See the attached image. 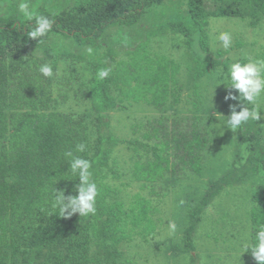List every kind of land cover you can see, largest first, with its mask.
Instances as JSON below:
<instances>
[{"label": "trees", "instance_id": "obj_1", "mask_svg": "<svg viewBox=\"0 0 264 264\" xmlns=\"http://www.w3.org/2000/svg\"><path fill=\"white\" fill-rule=\"evenodd\" d=\"M168 1L54 0V5H37L39 10L31 18L0 16V264H119L125 257L121 246L129 229L144 236L155 231L151 200L137 194L127 205L106 181V171L115 173L113 151L123 142L111 131L110 111L126 101L144 102L159 110L180 105L184 92L182 67L168 56L154 55L146 46H139L130 60H119L114 66L110 62L112 50L102 52L100 48L112 26H138L155 12V7ZM181 6L148 36L181 33L190 50L198 40L204 53H209V21L213 17L250 19L253 27L264 19V0H187L186 8ZM37 17L47 18L50 29L43 36L31 38L29 33L37 27ZM52 33H62L83 47L93 48L92 60L87 63L92 71L89 98L97 117L95 124H91L89 114L55 109L68 96L65 92L55 94L62 61L71 58L74 63L83 62L87 56L54 49L49 42ZM221 57L196 56L192 74L195 106L200 103L199 80L222 64ZM256 61H264V49ZM42 65L52 68L51 76L39 71ZM225 65L228 73L229 65ZM100 71L108 75L100 78ZM229 91L239 96L237 90ZM229 100L237 105V112L242 107H255ZM191 118L170 122L162 115L147 121L143 138L129 142L135 151L144 149L132 171L137 181L148 185L186 170H202L208 135L199 117ZM236 140L248 145V160L212 181L192 209L185 230V241L191 248L213 200L248 174L260 168L264 171L262 120L250 118L242 123ZM80 145L83 151L78 150ZM76 158L91 164L88 180L97 187L95 213L68 216L61 211L59 201L76 195L80 187L79 170L70 168ZM256 201L251 211V245L256 243L257 231L264 227V186ZM251 264H256L252 250Z\"/></svg>", "mask_w": 264, "mask_h": 264}, {"label": "rangeland", "instance_id": "obj_2", "mask_svg": "<svg viewBox=\"0 0 264 264\" xmlns=\"http://www.w3.org/2000/svg\"><path fill=\"white\" fill-rule=\"evenodd\" d=\"M26 3L31 14L39 9L37 5H54V0H0V16L19 14L20 5ZM187 0H169L163 6L155 7V12L147 15L138 26H112L102 38L100 50H112L110 62L116 65L119 60H130L139 46L148 47L154 55H165L181 64V82L184 85L183 101L180 105L159 110L144 102L123 103L111 109V131L123 142L114 149L112 168L106 171V181L116 191V196L127 205L141 194L151 200L155 207L153 218L155 231L144 236L140 231L130 229L128 238L121 248L125 257L119 264H251L253 224L251 211L257 204V196L264 186V171L250 173L239 182L227 186L217 196L203 215L195 234V247L185 241V230L190 223L192 209L206 194L210 183L222 177L234 167H242L250 155L247 144L240 145L236 140L238 128L232 129L226 124L230 117L228 94L229 75L227 66L242 58H255L264 49V19L259 26L253 27L250 19L239 17H213L209 21L210 51L204 53L197 40L193 49L188 48L187 38L181 33L168 31L150 37L152 28L172 18L173 11L181 6L186 8ZM227 32L231 37L230 45L225 48L219 35ZM51 47L58 51L74 54L84 53L87 60L73 62L62 61L58 74V87L55 94L65 92L67 98L61 99L55 108L61 112L85 113L90 115L91 124L97 121L96 113L89 98L92 71L88 61L92 60L93 48L78 44L72 37L62 33H52L49 39ZM40 53L43 54L41 50ZM217 58L222 54V64L211 69L199 80L200 103L195 106L192 86V74L196 65V56ZM255 107L264 123V92L257 98ZM164 115L172 122L174 119L192 120L199 117V123L208 135V144L203 151L202 170H186L177 176L145 185L133 177V167L139 153L129 144L137 138H143L147 121ZM175 225L172 230L171 225ZM246 248H249L246 250Z\"/></svg>", "mask_w": 264, "mask_h": 264}, {"label": "clouds", "instance_id": "obj_3", "mask_svg": "<svg viewBox=\"0 0 264 264\" xmlns=\"http://www.w3.org/2000/svg\"><path fill=\"white\" fill-rule=\"evenodd\" d=\"M28 5L22 3L20 5V11L26 16L31 18L32 14L27 11ZM37 27L34 31L30 32L31 38L43 36L49 29L51 22L44 17L36 18ZM219 40L223 42V46L227 48L231 43V37L227 32H222L219 35ZM39 71L44 76L52 75V68L49 65H42ZM264 61L248 62L241 64L236 62L228 67L229 81L227 88L231 90H237L239 96L234 95L232 91L224 97V100H238L244 104V102L255 105L257 98L264 92ZM108 75L107 71H100V78H104ZM231 114L227 118L226 124L228 127L235 129L242 123L247 122L250 118L259 120L260 114L258 110L253 107L248 109L242 107L240 111H236L237 105H230ZM78 150L83 151V145L78 146ZM91 167L89 161L76 158L71 164L70 168L73 172L79 170L81 184L78 188L76 195H69L63 197L59 202L61 204V211L71 216L75 213L79 215H88L89 213H95V198L97 196V187L95 183L89 182L88 177L90 175L88 169ZM172 230L175 229V225L170 226ZM256 243L249 246L252 250V256L256 261V264H264V227L260 228L255 236ZM249 248H246L249 249Z\"/></svg>", "mask_w": 264, "mask_h": 264}]
</instances>
